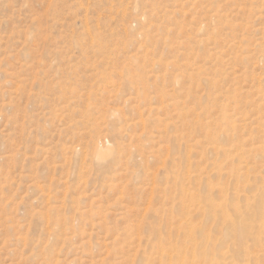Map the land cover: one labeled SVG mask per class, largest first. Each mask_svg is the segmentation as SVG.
<instances>
[{
  "label": "rangeland",
  "instance_id": "rangeland-1",
  "mask_svg": "<svg viewBox=\"0 0 264 264\" xmlns=\"http://www.w3.org/2000/svg\"><path fill=\"white\" fill-rule=\"evenodd\" d=\"M0 264H264V0H0Z\"/></svg>",
  "mask_w": 264,
  "mask_h": 264
}]
</instances>
